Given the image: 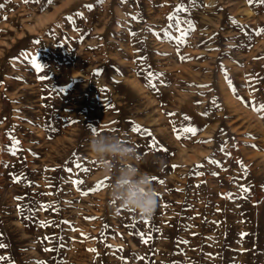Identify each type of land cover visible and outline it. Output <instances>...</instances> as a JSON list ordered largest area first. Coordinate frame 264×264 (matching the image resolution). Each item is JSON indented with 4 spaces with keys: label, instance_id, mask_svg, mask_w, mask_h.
Instances as JSON below:
<instances>
[{
    "label": "rangeland",
    "instance_id": "374dc122",
    "mask_svg": "<svg viewBox=\"0 0 264 264\" xmlns=\"http://www.w3.org/2000/svg\"><path fill=\"white\" fill-rule=\"evenodd\" d=\"M260 29L259 0H0V264H264ZM93 129L153 215L111 202Z\"/></svg>",
    "mask_w": 264,
    "mask_h": 264
},
{
    "label": "clouds",
    "instance_id": "9594fccd",
    "mask_svg": "<svg viewBox=\"0 0 264 264\" xmlns=\"http://www.w3.org/2000/svg\"><path fill=\"white\" fill-rule=\"evenodd\" d=\"M89 152L100 164L102 175L110 179L106 191L114 205L145 217L154 214L158 195L150 176L138 166L141 158L134 144L105 131L92 136Z\"/></svg>",
    "mask_w": 264,
    "mask_h": 264
},
{
    "label": "snow or ice",
    "instance_id": "6c2138e0",
    "mask_svg": "<svg viewBox=\"0 0 264 264\" xmlns=\"http://www.w3.org/2000/svg\"><path fill=\"white\" fill-rule=\"evenodd\" d=\"M100 2L103 3V0H100ZM248 2L251 4V3L253 2V0H248ZM259 3L264 4V0H259ZM87 7L91 8L92 6H91V5H87ZM183 10H184L183 7H180V8L177 9V11H183ZM259 32H264V29H260ZM258 34H259V33H258ZM133 35H135V34L133 33ZM25 55H26V57H27V54H25ZM31 63H32L37 69H40V68H41V65L37 62V60H36L35 58H33V59L31 60ZM152 75H153V73H149V77H150V78H151ZM150 86H153V87H154V85H151V84H150ZM254 110H256V111H260V112H264V105H261L259 108L254 109ZM132 131H133V132H138V133H139V132H143V134L148 135V136H151V133H150L147 129H141L140 126H135V127H133ZM182 131H183L184 133H191L192 135H195L197 129L192 128V127H187V128L182 129ZM93 132H95L96 134H99V133L97 132L96 129H93ZM177 138L179 139L180 137L177 136ZM15 144H16V145H19V141H18V140L15 141ZM152 147L155 148V147H157V146H156L155 143H153ZM13 154H15V150H13ZM212 162H213V163H217L216 161H212ZM77 167L79 168L80 165L77 164ZM68 171L71 172L72 169L69 168ZM84 171H88V169H84ZM152 179L155 180L156 178H155V177H152ZM17 182H18V181H17ZM159 182H160V183H163V181H159ZM73 183L79 185V184H82L83 181H82V180H80V181H74ZM103 186H104L103 181H101V183L98 184V185L96 186V188L92 189V191H98V190H99L100 188H102ZM245 191H247V189H245ZM82 194H83V195H87L88 193H87V192H83ZM17 199H19V198H17ZM45 207H49V206H45ZM42 226H46V225H42ZM149 240H151V236H148V237H146V238H145L144 236H142V242H143V243L147 244V243L149 242ZM185 243H186V241H185ZM3 246H4V245H0V247H3ZM45 250L48 251L49 249H45ZM89 251H93V252H94V251H96V250H95V249H89ZM0 259H3V257H0ZM36 264H44V262H43V261H37Z\"/></svg>",
    "mask_w": 264,
    "mask_h": 264
},
{
    "label": "bare ground",
    "instance_id": "6f19581e",
    "mask_svg": "<svg viewBox=\"0 0 264 264\" xmlns=\"http://www.w3.org/2000/svg\"><path fill=\"white\" fill-rule=\"evenodd\" d=\"M104 9V8H103ZM247 13V12H246ZM120 14V13H119ZM179 17V16H178ZM118 29V28H117ZM197 46V45H196ZM120 60V59H119ZM92 62V61H91ZM123 62V61H122ZM176 67V66H175ZM215 69V68H214ZM224 70V69H223ZM260 84V83H259ZM227 88V87H226ZM213 95V94H212ZM232 105V104H231ZM165 106V105H164ZM198 114V113H197ZM259 121V120H258ZM232 124V123H231ZM217 125V124H216ZM215 125V126H216ZM220 130V129H219ZM251 131V130H250ZM217 135V134H216ZM218 136V135H217ZM210 139V138H209ZM262 139V138H261ZM175 140V139H174ZM234 140V139H233ZM232 140V141H233ZM3 141V140H2ZM210 146V145H209ZM178 149V148H177ZM174 150V149H173ZM185 150H187V149H185ZM183 154V153H182ZM199 162V161H198ZM101 216V215H100Z\"/></svg>",
    "mask_w": 264,
    "mask_h": 264
}]
</instances>
